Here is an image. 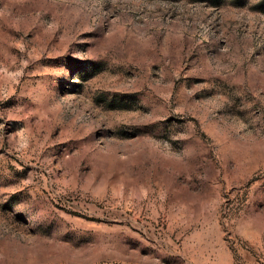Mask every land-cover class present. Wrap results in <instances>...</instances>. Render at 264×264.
Returning a JSON list of instances; mask_svg holds the SVG:
<instances>
[{
    "label": "rangeland",
    "instance_id": "374dc122",
    "mask_svg": "<svg viewBox=\"0 0 264 264\" xmlns=\"http://www.w3.org/2000/svg\"><path fill=\"white\" fill-rule=\"evenodd\" d=\"M0 264H264V0H0Z\"/></svg>",
    "mask_w": 264,
    "mask_h": 264
}]
</instances>
